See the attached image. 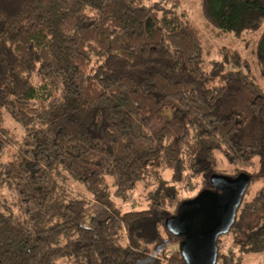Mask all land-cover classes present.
Returning a JSON list of instances; mask_svg holds the SVG:
<instances>
[{
  "label": "trees",
  "instance_id": "16d2710c",
  "mask_svg": "<svg viewBox=\"0 0 264 264\" xmlns=\"http://www.w3.org/2000/svg\"><path fill=\"white\" fill-rule=\"evenodd\" d=\"M200 5L217 35L257 41L254 58L214 57L179 0H0V264H187L167 220L243 173L217 264H264V0ZM170 105L180 132L151 131ZM141 185L147 206L120 207Z\"/></svg>",
  "mask_w": 264,
  "mask_h": 264
},
{
  "label": "water",
  "instance_id": "95a60500",
  "mask_svg": "<svg viewBox=\"0 0 264 264\" xmlns=\"http://www.w3.org/2000/svg\"><path fill=\"white\" fill-rule=\"evenodd\" d=\"M250 180L247 173L213 175L215 189L184 201L167 220L168 228L183 237L180 251L187 264H217L218 239L231 230Z\"/></svg>",
  "mask_w": 264,
  "mask_h": 264
},
{
  "label": "rangeland",
  "instance_id": "374dc122",
  "mask_svg": "<svg viewBox=\"0 0 264 264\" xmlns=\"http://www.w3.org/2000/svg\"><path fill=\"white\" fill-rule=\"evenodd\" d=\"M151 1H161V0H151ZM180 1V7L179 9L188 10L191 13L192 20L200 26L202 29L203 38L205 40L206 48L213 53V56H215V52L218 47L220 46H230L237 50H239L242 55L249 57L250 59L254 58V50L256 48V42L251 40L248 42L247 40L239 39L233 36L230 33H226L223 35H217L215 31L210 27L209 24L204 20L202 13H201V5L200 0H179ZM169 3L167 6H170ZM213 58V57H212ZM175 107L173 105L170 106H163L152 118L151 123V131L158 130L162 128L163 126H171L176 133L180 132L181 126L177 125L175 121ZM12 130L19 132V128H15V125L11 126ZM219 157L221 158V155L219 154ZM230 166L223 162V164L220 165V170L227 172V170H230ZM173 170L171 167H168L164 170V179L167 181L171 180ZM200 178H193V184L195 187L190 188L189 185L186 183H179L178 187L181 189L182 195L186 198L196 195L200 190ZM259 183H253L251 188L252 192L256 188H258ZM147 193L148 190L145 189L142 185L139 186L136 192L131 196V199L129 201L125 202H118L120 207H122L124 210H130V209H141L145 208L147 206ZM101 206H98L96 203L92 207H90L88 216L97 214L101 210ZM260 209L249 213L246 216L245 223L246 225H250L258 216L260 213ZM86 223V221H85ZM179 243L174 240L173 247L174 249L178 248Z\"/></svg>",
  "mask_w": 264,
  "mask_h": 264
}]
</instances>
